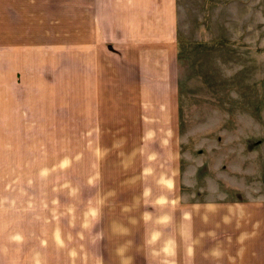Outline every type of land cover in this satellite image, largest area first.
Segmentation results:
<instances>
[{
    "label": "rangeland",
    "instance_id": "374dc122",
    "mask_svg": "<svg viewBox=\"0 0 264 264\" xmlns=\"http://www.w3.org/2000/svg\"><path fill=\"white\" fill-rule=\"evenodd\" d=\"M175 3L172 131L89 106L81 0H0V264H183L227 203L264 231V0Z\"/></svg>",
    "mask_w": 264,
    "mask_h": 264
},
{
    "label": "crops",
    "instance_id": "0c3cea01",
    "mask_svg": "<svg viewBox=\"0 0 264 264\" xmlns=\"http://www.w3.org/2000/svg\"><path fill=\"white\" fill-rule=\"evenodd\" d=\"M81 15L83 94L89 106L96 107L100 117L105 107H111L117 121L136 128L143 129L146 122L147 129L154 130L151 122L167 121L174 131L178 116L175 0H81ZM211 208L206 212L216 224L209 221L207 229L194 226L205 220L197 208L188 209V232L191 238L201 234L204 251L186 258L179 243L183 264H264L259 207L227 203ZM212 244L221 255H211ZM239 250L247 257L239 259Z\"/></svg>",
    "mask_w": 264,
    "mask_h": 264
}]
</instances>
